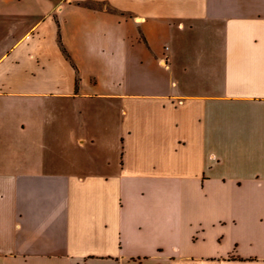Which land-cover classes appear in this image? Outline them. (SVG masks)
<instances>
[{"label":"crops","instance_id":"0c3cea01","mask_svg":"<svg viewBox=\"0 0 264 264\" xmlns=\"http://www.w3.org/2000/svg\"><path fill=\"white\" fill-rule=\"evenodd\" d=\"M0 264H264V0H0Z\"/></svg>","mask_w":264,"mask_h":264}]
</instances>
